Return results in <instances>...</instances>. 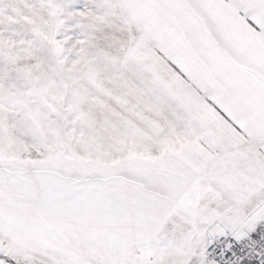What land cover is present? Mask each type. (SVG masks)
<instances>
[{
    "label": "snow or ice",
    "instance_id": "1",
    "mask_svg": "<svg viewBox=\"0 0 264 264\" xmlns=\"http://www.w3.org/2000/svg\"><path fill=\"white\" fill-rule=\"evenodd\" d=\"M0 264H264V0H0Z\"/></svg>",
    "mask_w": 264,
    "mask_h": 264
}]
</instances>
